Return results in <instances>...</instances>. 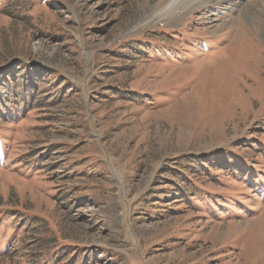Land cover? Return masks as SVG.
Instances as JSON below:
<instances>
[{"label": "rangeland", "instance_id": "374dc122", "mask_svg": "<svg viewBox=\"0 0 264 264\" xmlns=\"http://www.w3.org/2000/svg\"><path fill=\"white\" fill-rule=\"evenodd\" d=\"M169 2L0 0V264H264V34Z\"/></svg>", "mask_w": 264, "mask_h": 264}, {"label": "bare ground", "instance_id": "6f19581e", "mask_svg": "<svg viewBox=\"0 0 264 264\" xmlns=\"http://www.w3.org/2000/svg\"><path fill=\"white\" fill-rule=\"evenodd\" d=\"M220 2L225 3L226 0H170V2L168 3L167 9H168L169 13H171V16L172 15L176 16L177 14H180V13L182 14L184 12L192 10L193 8L196 9L198 7L204 6L205 4L206 5L207 4H217ZM252 3L256 4L257 6L259 5L261 7V12H262L261 17L253 18V14H254L253 10H255V8H253L254 5H252ZM177 8H181L180 13L176 11ZM240 13H241L242 18H244L245 24H248V22H250L252 24L253 23L260 24V27H261L260 30H261L262 34H264V0H257V1L256 0H249L248 3L243 4ZM222 14H224V13H222ZM242 23H240V24H242ZM237 37H239V36H237ZM256 45L258 46L261 44L259 42H257Z\"/></svg>", "mask_w": 264, "mask_h": 264}, {"label": "trees", "instance_id": "16d2710c", "mask_svg": "<svg viewBox=\"0 0 264 264\" xmlns=\"http://www.w3.org/2000/svg\"><path fill=\"white\" fill-rule=\"evenodd\" d=\"M29 98H32V94L29 96ZM33 99V98H32Z\"/></svg>", "mask_w": 264, "mask_h": 264}]
</instances>
